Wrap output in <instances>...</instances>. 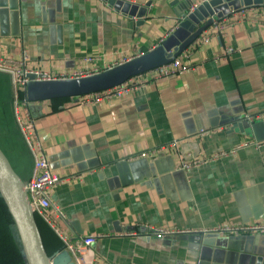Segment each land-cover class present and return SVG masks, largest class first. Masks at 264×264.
<instances>
[{"label": "crops", "instance_id": "0c3cea01", "mask_svg": "<svg viewBox=\"0 0 264 264\" xmlns=\"http://www.w3.org/2000/svg\"><path fill=\"white\" fill-rule=\"evenodd\" d=\"M124 1L151 3L142 26L102 0H0V57L26 55L28 68L67 74L94 56L93 64L105 69L153 49L178 24L174 0ZM248 10L243 16L228 13L227 32L182 52L192 70L157 79L120 100L18 104L33 151L65 178L51 189L57 211L49 220L66 239L94 235L98 264H257L264 235L194 233L264 220V139L233 128L240 121L262 122L264 134V5ZM226 48L232 52L215 62ZM1 76L14 97L10 76ZM21 139L27 161L10 149L6 157L27 181L32 155ZM243 141L261 147L189 171L177 168L181 157H204ZM171 143L176 150L154 159L140 156ZM158 227L192 232L158 239L147 230ZM40 230L49 254L64 250L47 227Z\"/></svg>", "mask_w": 264, "mask_h": 264}, {"label": "water", "instance_id": "95a60500", "mask_svg": "<svg viewBox=\"0 0 264 264\" xmlns=\"http://www.w3.org/2000/svg\"><path fill=\"white\" fill-rule=\"evenodd\" d=\"M102 1L114 10L136 19L138 27L145 23V17L151 12L150 2L141 7L124 0ZM171 5L178 24L153 49L83 78L36 80L34 75H28V81L23 87L25 101L34 104L58 99H76L120 85L132 77L168 65L191 46L215 20L241 7L264 5V0H174ZM240 118L222 119L219 125L238 121ZM245 121L234 124L233 128L237 127L242 134L249 129L256 140H263V123ZM26 182L16 173L0 148V198L11 216L13 234L18 241L24 264H75L60 238L29 206ZM39 222L57 237L59 248L64 249L61 253H48ZM262 247L264 249V245ZM257 264H264V250L257 257Z\"/></svg>", "mask_w": 264, "mask_h": 264}, {"label": "built area", "instance_id": "2783aa9c", "mask_svg": "<svg viewBox=\"0 0 264 264\" xmlns=\"http://www.w3.org/2000/svg\"><path fill=\"white\" fill-rule=\"evenodd\" d=\"M258 7L259 6L241 7L237 10L229 12L228 15L243 16L247 9H249V12H253ZM225 17L226 16L222 17L223 19L220 18L215 20L211 25V30L209 32H207L206 30L203 31L201 35L196 39V43L199 45L205 44L209 41L211 36H222L225 32H227L229 24L228 20L224 19ZM230 52H232V49L226 48L225 52L222 55L214 57L213 60L215 62L219 61L222 58H225L226 54H229ZM185 57L187 58V53H181L168 65H164L147 73L132 77L121 83L120 85L96 93L84 95L76 99L82 105H99L102 103L110 102L112 100H120L130 93H135L143 90L148 83L154 82L157 79L173 76L176 74H182L184 72L192 70V65H190L188 61H183ZM84 61V68L75 70L67 74H57L40 69L28 68L26 55L23 56L21 60H12L0 57V73H5L10 76L12 86L15 91L17 88L23 89L24 85L28 81V75H34L36 77V80L72 79L83 78L104 70L98 68L95 64H93L95 61H98V59L94 56H87ZM107 68H110V66H108ZM17 106L18 105L15 101L14 114L16 117V122L32 155L31 174L26 182L25 187L29 200V206L40 218V220L46 223L60 238V240L64 244V248L70 253L75 264H98L93 258L92 251V245L94 244L96 239L94 235L90 234L75 240H69L62 237L59 231L51 224L49 220V214L51 212L57 211V209L53 207L51 203L50 192L54 187L63 184L65 182V178L50 169L49 163L44 156L38 155L35 151H33L30 137L28 136L24 125L17 117ZM201 133L208 134L210 133V130H204L201 131ZM248 146L259 148L261 147V143L257 141H243L234 145L227 151H219L217 153L209 154L204 157H181L178 160L177 168L183 171H189L190 169L215 162L216 160H219L221 158L235 157L239 150ZM169 149L176 150L175 144L171 143L168 146L160 147L157 150L146 151L140 156L144 158L154 159L161 152H167V150ZM147 230L155 234L158 239L168 235L190 234L192 232L191 230L162 227L147 228ZM195 232L233 237L242 235H264V220L241 223L238 225H231L227 223L217 224L210 228H205L198 231L194 230V233Z\"/></svg>", "mask_w": 264, "mask_h": 264}, {"label": "trees", "instance_id": "16d2710c", "mask_svg": "<svg viewBox=\"0 0 264 264\" xmlns=\"http://www.w3.org/2000/svg\"><path fill=\"white\" fill-rule=\"evenodd\" d=\"M4 78L6 77H0V148L5 155H8L7 157H10L9 149L13 150L14 154L24 163L27 161V156L21 143V137L23 138V136L12 108L14 101L17 105L26 102L24 91L17 88L14 91V97H12L13 94L5 92L4 85H6L7 79ZM39 225L41 228L40 222ZM13 228L11 216L0 198V264H24L18 241L15 234H13ZM2 243L3 249L1 250Z\"/></svg>", "mask_w": 264, "mask_h": 264}, {"label": "rangeland", "instance_id": "374dc122", "mask_svg": "<svg viewBox=\"0 0 264 264\" xmlns=\"http://www.w3.org/2000/svg\"><path fill=\"white\" fill-rule=\"evenodd\" d=\"M12 82V81H11ZM1 147V146H0ZM3 249V243H2V245H1V250ZM22 258V257H21Z\"/></svg>", "mask_w": 264, "mask_h": 264}]
</instances>
